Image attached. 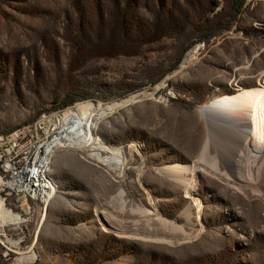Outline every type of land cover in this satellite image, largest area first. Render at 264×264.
I'll list each match as a JSON object with an SVG mask.
<instances>
[{
    "label": "rangeland",
    "instance_id": "obj_1",
    "mask_svg": "<svg viewBox=\"0 0 264 264\" xmlns=\"http://www.w3.org/2000/svg\"><path fill=\"white\" fill-rule=\"evenodd\" d=\"M244 1L231 28L204 43L193 26L232 0H0V135L137 96L94 125L105 144L135 146L124 179L59 150L46 211L0 194L25 218L0 221V264H264V192L239 181L235 137L205 114L264 83V0ZM207 140L222 175L201 169L189 197L158 169L198 162Z\"/></svg>",
    "mask_w": 264,
    "mask_h": 264
},
{
    "label": "bare ground",
    "instance_id": "obj_2",
    "mask_svg": "<svg viewBox=\"0 0 264 264\" xmlns=\"http://www.w3.org/2000/svg\"><path fill=\"white\" fill-rule=\"evenodd\" d=\"M195 55H197L196 48L187 53L183 66L189 64ZM262 83L257 87L241 89L233 95L212 100L206 106L205 114L209 118L211 127L221 131L225 130L226 135L230 132L231 137H235L234 148L230 154L239 181L264 192V83ZM136 98L137 96H132L121 102L99 104L97 107L95 106L96 108L89 103H82L66 111L65 115L61 117L64 124L61 134L59 131L52 140V144L56 148L55 153L59 150L77 151L86 160L105 168L117 178L124 179L128 164L132 159L129 156H132V151L137 152L135 146H130L125 152L121 148L105 144L96 137L94 125L99 117L118 109L125 103L134 101ZM65 140L69 141V144L61 143ZM201 169H207L217 176L222 175L219 171L218 160L210 156L208 140L201 151L198 162L169 164L159 167L158 171L184 185L187 196L191 197L195 191L198 171ZM192 207L193 205L188 209V214H191ZM0 221L21 224L25 222V218L22 214L9 210L1 200ZM3 236V232L0 231V238L3 239ZM3 241L13 246L19 243L9 239ZM27 258L33 259L34 255Z\"/></svg>",
    "mask_w": 264,
    "mask_h": 264
},
{
    "label": "built area",
    "instance_id": "obj_3",
    "mask_svg": "<svg viewBox=\"0 0 264 264\" xmlns=\"http://www.w3.org/2000/svg\"><path fill=\"white\" fill-rule=\"evenodd\" d=\"M61 117L45 113L31 124L0 135V194L46 211L55 190L52 140L61 129Z\"/></svg>",
    "mask_w": 264,
    "mask_h": 264
},
{
    "label": "trees",
    "instance_id": "obj_4",
    "mask_svg": "<svg viewBox=\"0 0 264 264\" xmlns=\"http://www.w3.org/2000/svg\"><path fill=\"white\" fill-rule=\"evenodd\" d=\"M244 0H232L226 12L219 14L220 16L216 17L215 22H212L210 25H195L193 26V30L195 34L199 37L197 38L198 42H209L213 37L219 34L223 30H229L232 26V23L237 19V16L242 11ZM226 21L228 24L223 25ZM159 25L162 26V21H159ZM170 30V29H168ZM167 32V31H166ZM170 32V31H168ZM164 36V35H163ZM77 100L76 97H69L67 101H65L64 105H70Z\"/></svg>",
    "mask_w": 264,
    "mask_h": 264
},
{
    "label": "water",
    "instance_id": "obj_5",
    "mask_svg": "<svg viewBox=\"0 0 264 264\" xmlns=\"http://www.w3.org/2000/svg\"><path fill=\"white\" fill-rule=\"evenodd\" d=\"M160 92V90L156 91V94H158Z\"/></svg>",
    "mask_w": 264,
    "mask_h": 264
}]
</instances>
